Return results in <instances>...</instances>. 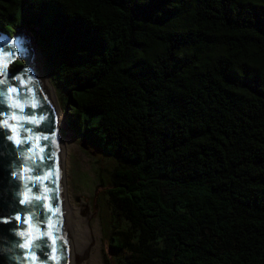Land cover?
I'll return each instance as SVG.
<instances>
[{
	"label": "trees",
	"instance_id": "trees-1",
	"mask_svg": "<svg viewBox=\"0 0 264 264\" xmlns=\"http://www.w3.org/2000/svg\"><path fill=\"white\" fill-rule=\"evenodd\" d=\"M22 28L112 143L116 264H264V0H0Z\"/></svg>",
	"mask_w": 264,
	"mask_h": 264
},
{
	"label": "water",
	"instance_id": "water-1",
	"mask_svg": "<svg viewBox=\"0 0 264 264\" xmlns=\"http://www.w3.org/2000/svg\"><path fill=\"white\" fill-rule=\"evenodd\" d=\"M31 38L24 28L15 29L12 34L0 31V47L4 48L0 51V81H6L0 84V92L4 93L0 96V264H67L60 212L61 143L58 133L61 132L55 127L46 90L30 61L35 47ZM35 45L38 47L36 42ZM6 56L11 59L4 68ZM14 59L22 62L10 69ZM9 88H17V93L13 94L15 99L21 103L30 102L23 112L10 106ZM13 112L28 118L22 121L9 119L10 124L17 125L15 134L3 124ZM62 114V126L67 127L65 111ZM33 117L38 123L28 122ZM17 135L22 141L20 144L16 143ZM25 193L30 199L22 203ZM37 196L41 199H35ZM17 216L21 219L17 220ZM50 223L53 225L51 229ZM21 232L26 235L21 236ZM28 235L33 237L31 249L22 247ZM53 247L55 255L60 257L58 261L52 259Z\"/></svg>",
	"mask_w": 264,
	"mask_h": 264
},
{
	"label": "rangeland",
	"instance_id": "rangeland-1",
	"mask_svg": "<svg viewBox=\"0 0 264 264\" xmlns=\"http://www.w3.org/2000/svg\"><path fill=\"white\" fill-rule=\"evenodd\" d=\"M31 40L34 41L33 37ZM33 45L37 52L35 64H40L43 75L53 88L59 107L63 108L66 104L65 93L55 80L46 73L41 49L36 47L35 42H33ZM21 62L22 60L19 61V63ZM59 128L60 134L66 138V140L61 142L60 156L61 166L63 165L64 170L63 181L66 187L68 203L77 209L80 222L84 227L97 223V240L99 242V255L102 264H116L115 258L110 255L111 252L108 245L113 243L108 237L109 230L114 224V219L111 216L109 205H106L107 202L104 195L110 183L107 171L111 169L113 164L111 159L108 158L110 154L106 150L112 149V143L103 136L102 130L96 123V117L80 122L78 127H74L76 128L75 131L62 126V122ZM80 206L83 211L86 210L89 214L88 225L85 223L86 217L80 214ZM84 263L90 264V261L86 259Z\"/></svg>",
	"mask_w": 264,
	"mask_h": 264
},
{
	"label": "bare ground",
	"instance_id": "bare-ground-1",
	"mask_svg": "<svg viewBox=\"0 0 264 264\" xmlns=\"http://www.w3.org/2000/svg\"><path fill=\"white\" fill-rule=\"evenodd\" d=\"M36 53H37L36 49L33 48L30 56V61L44 85V88L46 90L50 102L51 112L54 117L55 127L56 129H58L60 127V123L62 122V116H63L62 110L56 101V97L53 92L52 86L50 85L47 78H45V76L41 71L40 64L37 65L35 64V58L37 56ZM58 137L60 139V143L66 140V138L63 137L60 133H58ZM60 166H61V156H60V164H59V181L61 187L60 212L62 215V227L66 240L65 254H66L67 264H85L84 260L86 259L90 261V264H102L99 255V250H100L99 242L97 240V236H98L97 223L84 227L80 222V216L78 214L77 209L73 205L68 203V198L66 196V189H65L66 187L63 181V173H64L63 165L61 166V169ZM80 214L81 216L86 217L85 223L88 225L89 214L86 212V210L83 211L82 207Z\"/></svg>",
	"mask_w": 264,
	"mask_h": 264
},
{
	"label": "snow or ice",
	"instance_id": "snow-or-ice-1",
	"mask_svg": "<svg viewBox=\"0 0 264 264\" xmlns=\"http://www.w3.org/2000/svg\"><path fill=\"white\" fill-rule=\"evenodd\" d=\"M5 43H6V41H5ZM0 51H4V48L0 47ZM10 59H11L10 56L4 57V60H5L4 68H6L7 61L10 60ZM17 79H19V77H17ZM5 82L6 81H0V84H3ZM17 91H18L17 88H9L8 89V99H9V102H10V106L13 109H18L20 112H23L25 106L27 104H29L30 102L28 100H25L24 103H21L18 99H15L13 94H16ZM2 95H4V93L0 92V96H2ZM31 106L32 107H36V104L35 103H31ZM9 119L14 120V121H22V120H25V119H28V118L24 117V116L17 115L16 112H13L11 117H9V118H7V119H5L3 121L4 126L10 127L13 130L14 134H15L17 132V125L16 124H10L9 123ZM40 119H43V117H41ZM28 122H30V123H38V121L34 117L31 118ZM20 127H22V125H20ZM15 139H16V143L17 144H20L22 142L18 138V135L15 137ZM36 139L39 140L40 138L37 137ZM44 139H47V137H45ZM41 151H43V149H41ZM44 179H47V176H45ZM46 191H47V189H46ZM29 199H30V197H29L28 193H25L24 200L22 201V203H27L29 201ZM35 199H41V197L37 196V197H35ZM56 211H59V209H56ZM16 219L19 220V219H21V217L17 216ZM28 220L30 221L31 217H29ZM52 227H53V225L50 223L49 224V228L51 229ZM20 235L21 236H25L26 234L24 232H21ZM49 235H51V233H49ZM36 238L38 239L39 237H36ZM32 241H33V237L28 235V237L25 239V242L22 245V247L25 248V249H31L32 248ZM53 244H55V238H53ZM55 251H56L55 247H53L52 259L58 261L60 259V257L55 255ZM32 259L35 260V256H33Z\"/></svg>",
	"mask_w": 264,
	"mask_h": 264
}]
</instances>
